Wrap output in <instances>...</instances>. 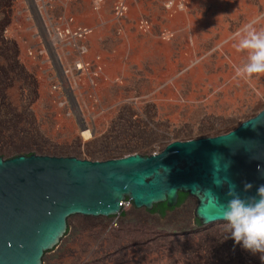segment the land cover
I'll return each mask as SVG.
<instances>
[{
  "label": "rangeland",
  "instance_id": "374dc122",
  "mask_svg": "<svg viewBox=\"0 0 264 264\" xmlns=\"http://www.w3.org/2000/svg\"><path fill=\"white\" fill-rule=\"evenodd\" d=\"M33 1L0 0L4 158L148 155L228 132L264 108V73L241 71L250 50L240 47L246 29H264V0H125L121 18L115 0L103 16L91 12L92 0H74L84 6L74 8L77 21L96 28L82 57ZM79 59L90 65L77 70ZM126 201L125 214L70 216L43 264H264L225 239L227 226L198 223L192 195L164 216Z\"/></svg>",
  "mask_w": 264,
  "mask_h": 264
},
{
  "label": "water",
  "instance_id": "95a60500",
  "mask_svg": "<svg viewBox=\"0 0 264 264\" xmlns=\"http://www.w3.org/2000/svg\"><path fill=\"white\" fill-rule=\"evenodd\" d=\"M262 174L264 108L228 132L173 140L148 155L0 156V264H43L44 254L65 236L70 216H113L127 199L151 211L161 202L176 206L185 192L196 197L202 224L227 226L215 196L227 203L230 184L241 197L256 196ZM245 183L252 188L245 191Z\"/></svg>",
  "mask_w": 264,
  "mask_h": 264
},
{
  "label": "clouds",
  "instance_id": "9594fccd",
  "mask_svg": "<svg viewBox=\"0 0 264 264\" xmlns=\"http://www.w3.org/2000/svg\"><path fill=\"white\" fill-rule=\"evenodd\" d=\"M245 31L247 34L241 39L240 47L250 51L247 63L241 71L248 75L264 73V29L258 32L248 29ZM257 169L261 171L262 168L258 165ZM214 183L220 185L216 178ZM251 188L250 183H245V191ZM227 195L231 197L227 203H220L215 196L216 206L221 213L219 219L227 222L228 234L225 239L232 238L252 254L259 253L260 260L264 262V185L258 187L256 196L241 197L236 192L235 185L230 184Z\"/></svg>",
  "mask_w": 264,
  "mask_h": 264
},
{
  "label": "built area",
  "instance_id": "2783aa9c",
  "mask_svg": "<svg viewBox=\"0 0 264 264\" xmlns=\"http://www.w3.org/2000/svg\"><path fill=\"white\" fill-rule=\"evenodd\" d=\"M74 0H34V5L37 10V13H44V18L52 16L55 18V22L52 25L53 30L59 36L62 43L68 46L70 49L75 50L79 56L82 57L83 54L89 51L88 45L85 43L87 38L93 34L96 29L93 25H88L85 23H80L77 21L78 16L74 11V8L80 7L76 2L74 5L71 3ZM106 0H92L90 4V10L93 13L98 14L99 16H103L104 4ZM70 4V5H69ZM59 6V12H55V7ZM71 6L72 13L69 12V8ZM84 8L83 5H81ZM50 9V10H49ZM128 10V4L125 0H115L113 4V13L116 17H123ZM140 28L147 29L150 28V22L147 20H142L139 23ZM98 68H99V64ZM90 65L89 62L79 59L75 62V66L77 70H83L85 67ZM130 202L124 201L123 206L128 207L127 204Z\"/></svg>",
  "mask_w": 264,
  "mask_h": 264
},
{
  "label": "trees",
  "instance_id": "16d2710c",
  "mask_svg": "<svg viewBox=\"0 0 264 264\" xmlns=\"http://www.w3.org/2000/svg\"><path fill=\"white\" fill-rule=\"evenodd\" d=\"M29 154H31V153H29ZM187 196H188V193L180 192L179 200H178V203H177L176 206L169 207V206H167L166 202H161V203L156 204L154 206V208L150 212H155V213H158L161 216H164L168 210L174 209L175 207L181 205L185 201ZM121 213L125 214L124 211H122ZM196 220H197L198 223H201L198 219H196ZM67 232H68V230H67Z\"/></svg>",
  "mask_w": 264,
  "mask_h": 264
},
{
  "label": "bare ground",
  "instance_id": "6f19581e",
  "mask_svg": "<svg viewBox=\"0 0 264 264\" xmlns=\"http://www.w3.org/2000/svg\"><path fill=\"white\" fill-rule=\"evenodd\" d=\"M83 134H84L85 137H88V136L90 135V130H88V129L86 130V129H85V130L83 131Z\"/></svg>",
  "mask_w": 264,
  "mask_h": 264
},
{
  "label": "crops",
  "instance_id": "0c3cea01",
  "mask_svg": "<svg viewBox=\"0 0 264 264\" xmlns=\"http://www.w3.org/2000/svg\"><path fill=\"white\" fill-rule=\"evenodd\" d=\"M75 9H81V10H83V8L80 6V7H77V8H75Z\"/></svg>",
  "mask_w": 264,
  "mask_h": 264
}]
</instances>
